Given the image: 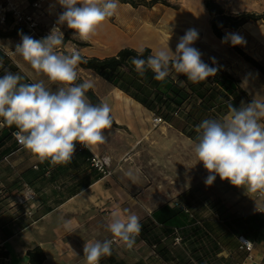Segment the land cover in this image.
<instances>
[{
    "label": "crops",
    "instance_id": "obj_1",
    "mask_svg": "<svg viewBox=\"0 0 264 264\" xmlns=\"http://www.w3.org/2000/svg\"><path fill=\"white\" fill-rule=\"evenodd\" d=\"M125 5L119 3L114 22L107 19L90 40H79L74 37L72 30L60 49L70 53L75 48L83 56L102 58L113 55L126 46L137 50L144 46L150 48L149 44L138 46L136 36L148 34L153 37V34L139 28L137 19L126 25L128 30L124 29ZM67 29L65 27L61 30L63 34ZM13 32L10 36L0 37V76L7 70L23 76V83L44 80L46 87L55 90L57 85L50 84L45 76L36 73L22 57L14 53L16 45L21 42L20 33L24 32L19 28H14ZM157 42L160 41H154V44L157 45ZM254 59L264 65V58ZM77 70L79 80H92L94 94L100 102L107 103L111 108L113 124L111 129L104 130L103 133L106 143L91 149L77 144L69 163L53 165L49 161L40 162L23 147L17 148L10 134L12 130H18L15 126L0 127V187L2 180L6 185L8 183L7 189L19 185V191H25L22 196L26 198L20 205L7 198L0 200V248L8 252L7 258L3 260L4 264H27L26 251L34 245L40 246L45 253L43 264H86L83 257L86 242L113 238L107 227L113 213L119 212L122 217L134 213L140 217V221L152 220L151 212L164 204L156 205L158 194L151 186H146L147 179L141 174V167L136 159L140 144L148 143L151 147H157L158 154L164 159L167 157V143L172 146L175 139L180 141V148L181 145L186 148L188 143L194 146L193 141L178 127L164 121L153 124V114L150 111L92 70L80 66ZM248 74L244 89L253 100L264 99V74L255 68ZM175 123L180 127V121ZM160 146L163 149H159ZM91 154L109 158L110 176L103 177L90 168L86 158ZM129 171H132L133 176L128 175ZM213 187L219 192L223 191L221 196L225 199L223 202L229 216L249 214L261 208L260 213H264V192H247L233 185L227 187L218 180L213 182ZM168 204L173 206L172 203ZM14 205L19 208L17 214H14ZM28 207L31 210L30 216L23 214ZM65 221L70 222L71 231L63 228ZM185 223L179 226H189ZM215 224L216 222L210 227L216 232ZM261 232L264 233V229ZM231 240H235L234 236ZM113 249L126 264H167L165 261L161 263L153 249L140 239H136L132 249H127L122 243L113 244ZM216 256L218 260L222 256L227 264H262L264 240L254 242L250 256L241 254L237 262L230 249L219 248Z\"/></svg>",
    "mask_w": 264,
    "mask_h": 264
},
{
    "label": "clouds",
    "instance_id": "obj_2",
    "mask_svg": "<svg viewBox=\"0 0 264 264\" xmlns=\"http://www.w3.org/2000/svg\"><path fill=\"white\" fill-rule=\"evenodd\" d=\"M63 11L56 25L41 39L21 35L15 54L38 74L45 76L55 90L45 86L44 80L23 83L20 74L5 71L0 76V127L15 126L18 143L40 162L53 165L69 163L76 145L89 149L106 143L104 130L111 129V108L105 103L90 102L87 91L94 87L92 80L79 79L78 66L87 61L75 48L69 54L58 51L64 44V34L58 25L66 24L74 30V37L90 40L99 27L113 17L119 0H57ZM171 36L169 35L168 41ZM199 34L195 29L186 30L179 38L173 52L168 44L154 51L146 59L132 57L136 72L144 76L148 70L154 79L164 81L170 71L186 76L192 83H199L214 76L217 69L202 60V53L193 44ZM233 46L245 43L238 34H227L223 42ZM143 54V49H139ZM215 63V58H211ZM181 83H183L181 81ZM228 112L222 119H205L197 127L199 134L193 151L197 163L208 171L205 183L210 186L216 177L247 192H264V99L236 108L227 103ZM128 175L133 176L132 171ZM112 239L88 241L83 248L86 264H100L102 257L110 256L114 243L132 249L142 225L140 217L129 213L122 217L113 213L107 225ZM63 228L71 231L69 221Z\"/></svg>",
    "mask_w": 264,
    "mask_h": 264
},
{
    "label": "trees",
    "instance_id": "obj_3",
    "mask_svg": "<svg viewBox=\"0 0 264 264\" xmlns=\"http://www.w3.org/2000/svg\"><path fill=\"white\" fill-rule=\"evenodd\" d=\"M119 3L129 4L133 8L138 6L151 8L156 4L170 6L166 0H119ZM202 3L209 15V27L212 34L223 44L235 51L246 63L254 67L261 74H264V65L259 61L244 52L238 45L233 46L230 40L223 42L226 36L223 29L228 28L230 30H236L250 21L264 22V13L238 12L231 14L223 10L218 0H202ZM108 20L111 21L112 17ZM13 31L14 28L11 30L0 29V37L10 36L14 33ZM70 31H72V29L69 28L65 31L64 41ZM79 44L85 45L84 43ZM142 49L144 50L142 55L139 54L137 49L127 46L119 49L113 55L102 58L95 56L86 57L82 55L87 62L81 63L79 66L95 72L113 87L118 88L141 104L145 109L150 111L153 116H158L162 121L178 127L179 130L193 142H196L197 136L199 135L196 131V127L205 119H222L228 112V102H231L234 107L240 108L242 101L244 104L254 101L241 86L239 79L234 74L208 59L202 60L209 64V66L216 68V74L199 83L188 81L186 76L176 73L174 70L170 71V75L166 77L164 81L155 80L154 73H152L151 70H148L144 76H140L136 72L130 58L139 56V58L146 59L152 54L149 47L144 46ZM181 81L183 83H181ZM80 82L82 81L78 79L77 83ZM86 95L91 103H101L92 89L88 90ZM175 121L181 122L180 127ZM1 191L2 190H0V192ZM183 208H186L188 211L185 212ZM151 217L152 220L145 219L140 221L142 229L136 239L142 240L151 248L152 245H154L152 248L153 251L165 262L173 261V257L171 258L169 254L170 248L167 243L168 239L170 243L172 242V244H174L173 228L179 229L181 241L187 237L191 238V243L200 242L202 239L204 241V238H206V240L211 239L212 242L221 240L222 243L224 242L225 247L230 249L236 262L241 254H247L245 251L239 249L237 241L238 234L245 235L253 244L254 242L264 240V233L261 232V230L264 229V214H260L259 212L232 215L225 219L213 218L212 220L216 222V225L223 228L221 234L213 231V228L210 227L213 225L212 223L204 219L199 220L194 218L193 214H191L186 206L176 202L173 206L164 203L156 207L151 212ZM185 222H187L189 226L185 225V228L179 226ZM157 228L160 232H157ZM218 234L220 238L217 236ZM212 236L216 240L212 239ZM222 236L223 238H221ZM233 236L235 238L234 241L231 240ZM202 248L205 247L202 246ZM211 248L210 253L204 252L199 256H195V262L193 263L190 259H181L177 260L174 264H211V257H215V253L218 251L217 245ZM194 249L196 250V248ZM191 253L194 254L193 251ZM208 253L210 255H208ZM7 255L8 252L0 248V264H4L3 260L7 258ZM26 255L27 264H43L45 260V253L38 245L29 248L26 251ZM207 255L209 258L206 257ZM219 257H221L219 259L221 262L227 264L222 256ZM217 258L218 256H216V260ZM100 264L126 263L117 256L113 249L110 256L101 258ZM137 264L143 263L139 262ZM262 264H264V262H262Z\"/></svg>",
    "mask_w": 264,
    "mask_h": 264
},
{
    "label": "rangeland",
    "instance_id": "obj_4",
    "mask_svg": "<svg viewBox=\"0 0 264 264\" xmlns=\"http://www.w3.org/2000/svg\"><path fill=\"white\" fill-rule=\"evenodd\" d=\"M49 1L53 2L55 6L58 4L59 15L63 11V8L59 5L57 0ZM166 1L172 7L156 4V6L154 5L151 8L143 6L133 8L129 4L125 5L124 29H127L126 25L133 19H137L139 21V28L151 31L153 34V37L148 34L140 35L139 37L136 36V38L134 37L138 41V46L149 44L153 53L161 47L167 46L168 37L170 35L171 38L168 44L170 49L174 52L179 38L185 34L186 30L195 29L199 34V38L193 44V47L197 48L202 53V58L211 59L214 57L215 63L234 74L244 88V84L247 82L246 76H248L249 71L251 69L254 70V68H251L235 51L223 44L212 34L209 27V15L203 6L202 0ZM218 2L226 13H264V0H218ZM111 21L114 22V16ZM65 27H67L66 24L60 25V30ZM100 28L102 27L100 26L98 31H100ZM223 31L226 34H238L243 37L245 43L238 46L250 56L254 58H264V22L250 21L236 30L225 28ZM153 32L157 35H154ZM40 37L44 38L45 35L41 33ZM158 40L160 42H157V45H155L154 41L156 42ZM58 51L62 54H69L68 51L63 49H59ZM173 142V145L171 144L172 146L167 143V157L165 159L161 158L162 156L158 154L159 151L156 149L157 147H151L148 143L140 144V151L136 153L137 163L141 167V174L146 177L148 182L146 186H151V188L154 189L153 191L158 194L156 205L158 206L162 203H172L174 205L175 202L182 204L190 210L194 218L199 220L204 219L212 224L215 223V221L212 220L215 218V214L221 219L229 217V213H227V209L224 205L225 202H223L225 199L221 196V194L223 195V191L219 192L217 189H214L213 184L210 186L206 185L205 180L209 173L202 163H197L193 147L188 143L186 148L183 145H181L180 148L179 140L175 139ZM194 143L195 142H193V145ZM160 147L159 149H163L162 146ZM0 178H2V175ZM216 180L225 184L227 187L231 185L227 180L222 181L219 176L216 177L214 182H216ZM1 183L2 185L0 188L2 191L0 192V198L2 200L7 198L10 202L13 201L16 205H20L17 199L22 198V194H25V191H19V185L13 187V189H7L8 183L6 185L3 180ZM166 189L167 191H165ZM163 193L165 194L164 196ZM17 195L19 196L17 197ZM27 198L29 197L27 196ZM14 207L16 209L14 214H17L19 208L15 205ZM215 227L217 228L216 232L221 234L223 228L218 227L216 224ZM156 230L160 232L158 228ZM212 239L216 240L213 236ZM190 241L191 238L187 237L176 246H173L172 242L170 243L167 239L168 247L170 248L169 254L171 258L173 257V261L166 263L174 264L177 260L181 259H190L193 263L195 262V256H199L204 252L210 253L211 247L214 245H217L218 249H227L224 242L222 243L221 240H216L218 243L216 241L212 242L211 239L206 240V238H204V241L202 239L200 242L198 241L196 243H191ZM202 246L205 248H202ZM194 248H196V250ZM192 251L194 254L191 253ZM209 253L208 255H210ZM208 255L206 257L209 258ZM117 256L119 257L118 254ZM211 258L212 260L210 261H212V264H226L218 259L215 260L216 257L212 256ZM159 261H161V263L164 262L161 259Z\"/></svg>",
    "mask_w": 264,
    "mask_h": 264
},
{
    "label": "built area",
    "instance_id": "obj_5",
    "mask_svg": "<svg viewBox=\"0 0 264 264\" xmlns=\"http://www.w3.org/2000/svg\"><path fill=\"white\" fill-rule=\"evenodd\" d=\"M57 10L58 6L53 5L48 0H0V29L8 30L19 28L23 30L24 35L31 36L34 39L40 38L41 33L46 37L50 33V30L54 26H57ZM152 121L156 125L161 123L162 119L158 116H153ZM17 131H12L11 135L15 140L17 148H21L22 146L18 143L14 135ZM86 160L90 168L94 169L101 176L111 175L110 160L107 156L91 154ZM25 201L26 198H23V196L17 199L18 203ZM183 210L185 212L188 211L186 208H183ZM257 212L260 213L262 210L258 209ZM23 214L30 216V208L24 209ZM214 217L220 219L217 214ZM180 241L179 229L173 228V243L178 244ZM237 241L239 249L245 251L247 256H250L254 247L253 242L243 234L237 235ZM153 247L154 245H152Z\"/></svg>",
    "mask_w": 264,
    "mask_h": 264
}]
</instances>
